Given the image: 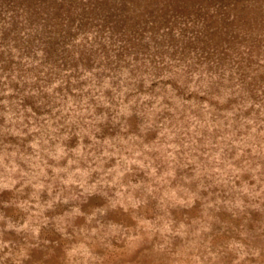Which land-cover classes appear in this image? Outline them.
I'll list each match as a JSON object with an SVG mask.
<instances>
[{
	"label": "rangeland",
	"instance_id": "1",
	"mask_svg": "<svg viewBox=\"0 0 264 264\" xmlns=\"http://www.w3.org/2000/svg\"><path fill=\"white\" fill-rule=\"evenodd\" d=\"M0 264H264V0H0Z\"/></svg>",
	"mask_w": 264,
	"mask_h": 264
}]
</instances>
